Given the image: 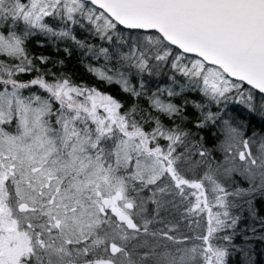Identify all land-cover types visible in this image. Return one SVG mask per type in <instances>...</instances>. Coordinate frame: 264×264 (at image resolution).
<instances>
[{
    "label": "snow or ice",
    "instance_id": "6c2138e0",
    "mask_svg": "<svg viewBox=\"0 0 264 264\" xmlns=\"http://www.w3.org/2000/svg\"><path fill=\"white\" fill-rule=\"evenodd\" d=\"M0 264H264V0H0Z\"/></svg>",
    "mask_w": 264,
    "mask_h": 264
},
{
    "label": "trees",
    "instance_id": "16d2710c",
    "mask_svg": "<svg viewBox=\"0 0 264 264\" xmlns=\"http://www.w3.org/2000/svg\"><path fill=\"white\" fill-rule=\"evenodd\" d=\"M46 54H48V55H53V56H55V55H60L61 58H64V57H65V54H64L62 51H61L60 53H57V52L55 51V49H53V48H51V47L48 48ZM73 65H76V57H75V56H73V57H69V58H68V66H69V69H70V70H71V68H72ZM77 69H78V71H79L80 73H84V71H85V70L83 69V66H81V65H77ZM236 258L239 259V257H236Z\"/></svg>",
    "mask_w": 264,
    "mask_h": 264
}]
</instances>
